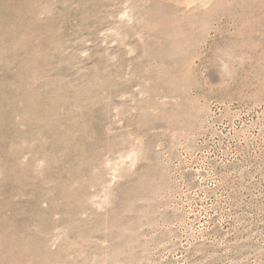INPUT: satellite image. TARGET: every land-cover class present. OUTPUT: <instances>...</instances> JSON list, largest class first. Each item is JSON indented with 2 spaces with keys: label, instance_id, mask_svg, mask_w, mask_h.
I'll use <instances>...</instances> for the list:
<instances>
[{
  "label": "rangeland",
  "instance_id": "rangeland-1",
  "mask_svg": "<svg viewBox=\"0 0 264 264\" xmlns=\"http://www.w3.org/2000/svg\"><path fill=\"white\" fill-rule=\"evenodd\" d=\"M0 264H264V0H0Z\"/></svg>",
  "mask_w": 264,
  "mask_h": 264
},
{
  "label": "bare ground",
  "instance_id": "bare-ground-1",
  "mask_svg": "<svg viewBox=\"0 0 264 264\" xmlns=\"http://www.w3.org/2000/svg\"><path fill=\"white\" fill-rule=\"evenodd\" d=\"M242 48V47H241ZM247 54V53H246ZM233 59V58H232ZM235 60V59H234ZM237 60V59H236ZM230 61V60H229ZM247 62V61H246ZM260 69V68H259ZM256 73V72H255Z\"/></svg>",
  "mask_w": 264,
  "mask_h": 264
}]
</instances>
